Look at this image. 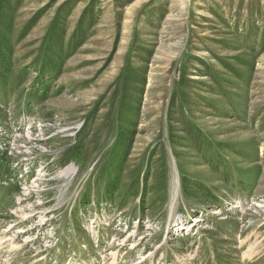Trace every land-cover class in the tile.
Masks as SVG:
<instances>
[{"label":"rangeland","instance_id":"374dc122","mask_svg":"<svg viewBox=\"0 0 264 264\" xmlns=\"http://www.w3.org/2000/svg\"><path fill=\"white\" fill-rule=\"evenodd\" d=\"M0 53V264H264V0H0Z\"/></svg>","mask_w":264,"mask_h":264},{"label":"bare ground","instance_id":"6f19581e","mask_svg":"<svg viewBox=\"0 0 264 264\" xmlns=\"http://www.w3.org/2000/svg\"><path fill=\"white\" fill-rule=\"evenodd\" d=\"M16 246H17V248H18V245H16ZM16 246H15V247H16Z\"/></svg>","mask_w":264,"mask_h":264},{"label":"trees","instance_id":"16d2710c","mask_svg":"<svg viewBox=\"0 0 264 264\" xmlns=\"http://www.w3.org/2000/svg\"><path fill=\"white\" fill-rule=\"evenodd\" d=\"M0 56H1V53H0Z\"/></svg>","mask_w":264,"mask_h":264}]
</instances>
